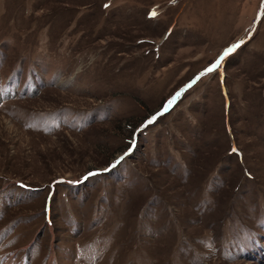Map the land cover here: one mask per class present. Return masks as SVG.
Here are the masks:
<instances>
[{
	"label": "rangeland",
	"instance_id": "obj_1",
	"mask_svg": "<svg viewBox=\"0 0 264 264\" xmlns=\"http://www.w3.org/2000/svg\"><path fill=\"white\" fill-rule=\"evenodd\" d=\"M0 264H264V0H0Z\"/></svg>",
	"mask_w": 264,
	"mask_h": 264
},
{
	"label": "snow or ice",
	"instance_id": "obj_2",
	"mask_svg": "<svg viewBox=\"0 0 264 264\" xmlns=\"http://www.w3.org/2000/svg\"><path fill=\"white\" fill-rule=\"evenodd\" d=\"M105 7H107V5H105ZM156 14H157V13H156L155 11H153V12L151 13L152 16H155ZM235 47H239V45H235V46H233V49H229L228 51L225 52L224 55H228V52L233 51ZM222 60H223V56L220 58V60H217V62H216L214 65H212L209 69H207V71H209V72L213 71L216 67H218V66L220 65V63H221ZM171 103H172V102L169 103V106H171ZM165 110H167V109H165ZM158 115H159V114H158ZM155 119H156V117H153L151 120L148 121V123H149V124L153 123V121H154ZM232 150H233V152L236 151L235 148H233ZM125 155H127V153H126ZM121 159H123V157H121ZM118 162H119V161H118ZM118 162H117V163H118Z\"/></svg>",
	"mask_w": 264,
	"mask_h": 264
}]
</instances>
